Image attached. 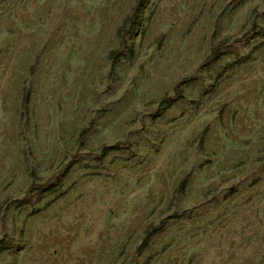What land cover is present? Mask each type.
<instances>
[{
	"label": "rangeland",
	"instance_id": "1",
	"mask_svg": "<svg viewBox=\"0 0 264 264\" xmlns=\"http://www.w3.org/2000/svg\"><path fill=\"white\" fill-rule=\"evenodd\" d=\"M134 2L0 0V264H264V0H148L114 64Z\"/></svg>",
	"mask_w": 264,
	"mask_h": 264
},
{
	"label": "trees",
	"instance_id": "2",
	"mask_svg": "<svg viewBox=\"0 0 264 264\" xmlns=\"http://www.w3.org/2000/svg\"><path fill=\"white\" fill-rule=\"evenodd\" d=\"M148 0H135L134 6L130 10V12L127 14V16L123 19L121 24L116 30V36L119 39L120 48L112 50L108 54V58L114 63H118L121 60L131 57L133 55V46L132 45H126L127 41L130 39L131 35H133L137 30L141 27V18L142 14L144 12L145 6L147 4ZM252 30L256 31L255 35L264 38V29H262L260 26L252 25ZM143 33V30H142ZM162 37H160L159 41ZM226 45V41L222 40L216 44V46L210 51L208 56L203 60L201 66L202 67H209L216 63L223 55L224 52L222 51V48ZM264 46V42L260 43L256 46V48H260ZM194 80L193 76L186 77L181 79L176 86L174 87L173 94L171 96L163 97L159 103L157 104L156 109V116H160L162 112H164L166 109H168L173 103L177 102L182 98V90L181 87L185 84L192 82ZM29 100V94L28 91L24 92V95L22 97V106L25 107ZM84 129L80 132V137L84 134ZM205 135V130L199 135V140L202 142L203 137ZM201 144V143H200ZM125 146L124 143H116L113 146L106 147L102 146L100 147L97 152L94 153V158L96 160L103 159L110 151L117 150L120 148H123ZM79 156L77 152H75L70 159L63 163L58 170H56L45 182L31 185L28 188V191H42V192H48L54 190L62 181V179L69 173L70 169L73 167L74 164H76L79 161ZM186 184V177L182 178L174 193H182L184 190ZM178 215H170L166 217L164 220H161L157 224H149L144 232L143 237L141 239L140 244L138 245V250L145 249L153 239V237L161 230L162 226L165 223V220L176 217ZM7 248L0 246V254L4 252ZM151 260V257L147 259V261L144 264H149Z\"/></svg>",
	"mask_w": 264,
	"mask_h": 264
}]
</instances>
